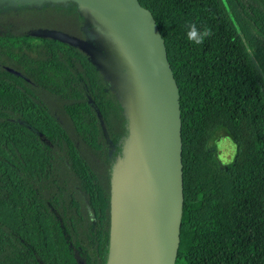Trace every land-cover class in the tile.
<instances>
[{"label":"trees","instance_id":"trees-1","mask_svg":"<svg viewBox=\"0 0 264 264\" xmlns=\"http://www.w3.org/2000/svg\"><path fill=\"white\" fill-rule=\"evenodd\" d=\"M138 1L164 39L178 86L175 264H264V0ZM33 87L60 99L104 175ZM126 92L123 101L69 41L0 35V264H108L113 178L131 149ZM218 133L235 144L225 165L209 149Z\"/></svg>","mask_w":264,"mask_h":264},{"label":"water","instance_id":"water-1","mask_svg":"<svg viewBox=\"0 0 264 264\" xmlns=\"http://www.w3.org/2000/svg\"><path fill=\"white\" fill-rule=\"evenodd\" d=\"M75 1L102 21L127 57L134 210L128 221L125 210L115 217L118 189L108 264H175L183 209L181 116L164 39L138 0Z\"/></svg>","mask_w":264,"mask_h":264},{"label":"rangeland","instance_id":"rangeland-1","mask_svg":"<svg viewBox=\"0 0 264 264\" xmlns=\"http://www.w3.org/2000/svg\"><path fill=\"white\" fill-rule=\"evenodd\" d=\"M68 8H71L70 13L66 15ZM0 35L52 37L69 41L98 65L123 101L127 97L126 89L129 93L127 57L121 43L95 14L83 9L75 0H0ZM31 91L39 96L55 120L67 130L92 168L104 175L101 161L76 137L61 109L60 99L42 88L33 87ZM209 149L225 165L234 156L235 144L227 135L218 133ZM112 187L114 194L121 189L114 202L117 209L115 217L120 219L121 212L125 210V220H130L134 210V182L130 167L114 173Z\"/></svg>","mask_w":264,"mask_h":264}]
</instances>
